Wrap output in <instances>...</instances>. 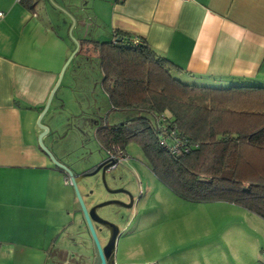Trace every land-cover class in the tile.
<instances>
[{
	"label": "crops",
	"instance_id": "crops-1",
	"mask_svg": "<svg viewBox=\"0 0 264 264\" xmlns=\"http://www.w3.org/2000/svg\"><path fill=\"white\" fill-rule=\"evenodd\" d=\"M90 2L92 34L85 32L84 11L73 0H53L49 5L46 0H33L31 8L21 0H0V264L81 262L80 254L66 247L65 241L71 236L66 225L77 216L78 201L66 183V173L53 159L73 171L58 147L74 149L83 136L77 129H70L77 136L68 133L74 115L59 110L66 109L75 89L91 90L93 81V91L98 86L93 75L78 73L80 63L94 59L101 83L99 98L103 105L109 101L98 45L102 40L112 41L118 31L141 37L170 61L177 79L191 86H264V0ZM37 9L45 15L37 16ZM70 29L73 35L77 31L78 47L70 39ZM74 45L80 55L77 64L70 56ZM97 103L94 97L91 114L105 113V106L100 111ZM39 117L48 128L40 140L48 152L39 144ZM94 119L96 123L91 115L90 121ZM107 124L106 116L101 125ZM94 125L97 139L101 125ZM223 202L235 208L239 221L227 233L240 234L249 247L255 245V264H264V219L242 206ZM119 240L114 261L123 264ZM99 263L95 254L88 264Z\"/></svg>",
	"mask_w": 264,
	"mask_h": 264
},
{
	"label": "trees",
	"instance_id": "trees-1",
	"mask_svg": "<svg viewBox=\"0 0 264 264\" xmlns=\"http://www.w3.org/2000/svg\"><path fill=\"white\" fill-rule=\"evenodd\" d=\"M21 1L33 6V0ZM98 45L112 109L138 114L117 126L101 125L96 130L101 146L126 153V145L137 141L152 172L181 199L227 201L264 219V167L249 159L264 156V86L185 84L144 39L121 31ZM164 132L181 142L177 153L169 150L174 136L161 144Z\"/></svg>",
	"mask_w": 264,
	"mask_h": 264
},
{
	"label": "rangeland",
	"instance_id": "rangeland-1",
	"mask_svg": "<svg viewBox=\"0 0 264 264\" xmlns=\"http://www.w3.org/2000/svg\"><path fill=\"white\" fill-rule=\"evenodd\" d=\"M46 1L48 5L53 2V0ZM90 1L73 0V3H77V6L84 11L83 15L88 24L85 32L87 33L89 31V34H92L95 28L93 27V20L90 16L91 11L88 9L91 4ZM35 12L40 17L45 15V12L40 9H37ZM70 19H73L72 23L73 21L75 22V18L71 17ZM75 34H77V31H75ZM74 35L71 30L70 39L72 41L76 39ZM102 41L108 42L110 39L107 38ZM75 45H77L76 42ZM75 45L72 54L74 52L77 53ZM73 56L74 63L77 64V59L80 55L77 53V55H71V57ZM80 66L78 73L81 76H85L87 73L93 75L92 77H95L94 80H96L98 86L96 91H93L95 84L93 81L91 90L83 88L75 89L77 91L68 96L69 100L67 101L66 109L59 110V112L64 111L63 115L67 113L74 115L72 118L75 121L74 124L70 123V127L67 130L68 133L70 132L69 134L73 133L72 136H77L75 131L70 130L77 129L82 132L83 136L79 142L77 141L78 145L74 149L58 147L59 152L63 153L62 155L67 164H71L70 167L73 169V172H80L79 170L89 168L98 159L107 158L106 149L101 146L94 136V128H97L94 124L98 123V126H100L102 120L106 119V116L107 123L110 125H117L129 118L138 116L135 111L120 112L110 109L108 99L107 103L103 105L99 98L101 83L99 81L100 77L96 73L97 67H95L94 59L86 60L82 64L80 63ZM173 75L176 77V74ZM179 95L185 98L189 96V94L184 93H180ZM93 96L98 102L100 111H103L104 109L102 108L105 106V113L99 114V112H92L91 114L92 104L90 105V103L94 99ZM90 114L92 117L95 116L97 118L96 123V119L90 121ZM59 117L61 116L58 115L56 117L57 122L60 120ZM228 117L227 121L230 118ZM71 124L74 128H71ZM125 149V159L115 169L108 171L105 177L109 188L113 189L117 187L126 189L134 198L133 206L130 209L122 211L125 214V218L118 221L123 231L122 237L119 238L120 240L118 239L121 246L120 263L242 264L251 263V261L252 264L256 263L255 245H250L251 247H249L248 245L250 243H246L247 239L243 236L240 237V234L234 232L227 233V230L231 229L229 228L230 225L238 224L237 222H239L236 221L234 214L236 213L235 208L224 204L223 201H220L222 204L215 202L192 203L181 199L166 187L152 172L148 159L137 141H130ZM120 150L123 152L122 149ZM248 150L246 158L251 154ZM250 158L257 162L258 166L264 167V156L254 153L251 154V157L249 156ZM97 180V184L79 185V190L83 198L86 197L84 191L89 189H94L91 200L102 201L108 198L109 194L104 189L102 182L100 185V180ZM71 187L73 188L72 185ZM115 209L119 208L115 205H110L99 211L102 215H105ZM75 220L77 221L76 223ZM79 224L78 216L75 215L73 220L70 219V222L66 226L67 232L71 233V236L65 237V241H67L66 247L72 248V250L74 249L76 253H83L85 252L83 248L85 241L83 239L84 229L77 228ZM225 230L226 232H224ZM252 234L254 235V233ZM230 235L232 236L230 237ZM60 243L61 241H59ZM86 245H89V242ZM52 262H49V264H53ZM88 263V258L83 256L82 262L78 264Z\"/></svg>",
	"mask_w": 264,
	"mask_h": 264
},
{
	"label": "water",
	"instance_id": "water-1",
	"mask_svg": "<svg viewBox=\"0 0 264 264\" xmlns=\"http://www.w3.org/2000/svg\"><path fill=\"white\" fill-rule=\"evenodd\" d=\"M77 47H78V44H77ZM64 68L65 67H63V69ZM53 92L54 90L50 94L48 102L44 107V111L48 108V105L50 102L49 100ZM42 114L40 115L41 118H42ZM40 117L38 118L37 124L42 130V134L39 136V144L41 145L40 140H42V137L45 135V133L47 132L46 130H48V128L44 126L43 124H41ZM53 161L56 164V166L62 168L64 172L71 179V185L74 188L76 199L78 201L79 210L76 213L79 218L80 224L77 228L79 229L83 228L84 229L83 234L85 236V237L83 236V239L85 240L83 244V248L85 249V252L79 253L81 262H82L83 256H86L88 260L90 261L95 256V254H97L100 260L99 264H115V261H114L115 251L114 250L116 248V243L118 241V238L123 234V231H122L120 224L112 222L108 219L103 218L101 215H99L100 214L99 210L106 206H110V205L121 206L123 208L129 209L133 206L134 198L132 195L130 196L129 204L125 203L122 200L119 201L118 199H110L108 201L104 200V201L94 204L92 203L94 202V200H90L89 202L88 201L86 202L85 199L81 196V193L79 190V185H87V184H93V183L97 184L98 183L97 179H100L104 188L110 194L129 193L126 189H123V188L111 189L107 185L106 178H105L106 173L109 171V168H111L113 164H115V161L112 158H106V159L102 158L100 160L98 159L97 161L94 162L93 165H90L89 168L84 169L80 172H73L70 169L64 167V165H62L58 161L56 162V160L54 159ZM85 198H87V196ZM76 222L77 221L75 220V223ZM87 242H89V245H86Z\"/></svg>",
	"mask_w": 264,
	"mask_h": 264
},
{
	"label": "flooded vegetation",
	"instance_id": "flooded-vegetation-1",
	"mask_svg": "<svg viewBox=\"0 0 264 264\" xmlns=\"http://www.w3.org/2000/svg\"><path fill=\"white\" fill-rule=\"evenodd\" d=\"M108 149H106V151H107ZM107 158H110V155H108V153H107ZM112 159H114V158H112ZM115 167L114 168H109V171H111V170H113V169H115L117 166H118V164H117V162L115 163V164H113ZM107 174V173H106ZM99 178V177H98ZM100 180V179H99ZM100 185H101V181H100V183H99ZM103 185V184H102ZM105 189V188H104ZM113 189H117V187L116 188H113ZM87 191H89L88 193H87V198H85V201L87 202H89L90 200H91V198L93 197V194H94V189H89V190H87ZM105 191V190H104ZM107 192V191H106ZM108 193V192H107ZM109 194V196H108V198H106V199H104V200H110V199H118L119 201L120 200H122V201H124L125 203H127V204H129L130 203V196H131V194L130 193H120V194H110V193H108ZM122 196V197H121ZM104 200H102V201H104ZM99 202H101V201H94V202H92V203H99ZM119 209H115V210H113L112 212H110V213H108V214H105V215H102L101 213H100V211H99V215H101L103 218H105V219H108V220H110V221H112V222H115V223H117V224H119V220L120 219H124L125 218V214H123L124 212H122L123 210H126V208H123V207H121V206H117ZM130 209V208H129Z\"/></svg>",
	"mask_w": 264,
	"mask_h": 264
},
{
	"label": "built area",
	"instance_id": "built-area-1",
	"mask_svg": "<svg viewBox=\"0 0 264 264\" xmlns=\"http://www.w3.org/2000/svg\"><path fill=\"white\" fill-rule=\"evenodd\" d=\"M0 16H2V13H0ZM134 41L137 42L136 39H134ZM161 121H162V123H164V121H166L164 116H162L160 118V122ZM169 137H173L174 140L176 141V145L171 147L169 150H171L172 153H177L179 151L180 147L182 146V144L180 141L177 142L178 138H175V133H173L172 136H170L169 134L164 132V135L162 136L160 142H161V144L167 145V140L169 139ZM106 153H108V155H110V158H114L113 160L115 161V163L117 162V164H119L121 161H123L126 157L124 152H122L119 147L117 148L115 146H113L111 149H108ZM114 167L115 166L113 165L111 168H114ZM66 183L71 184V179L69 178V176L67 174H66Z\"/></svg>",
	"mask_w": 264,
	"mask_h": 264
}]
</instances>
